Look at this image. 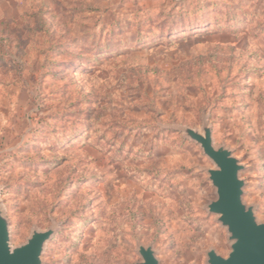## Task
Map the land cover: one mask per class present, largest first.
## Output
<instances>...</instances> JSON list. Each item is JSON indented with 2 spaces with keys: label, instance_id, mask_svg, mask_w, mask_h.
<instances>
[{
  "label": "rangeland",
  "instance_id": "rangeland-1",
  "mask_svg": "<svg viewBox=\"0 0 264 264\" xmlns=\"http://www.w3.org/2000/svg\"><path fill=\"white\" fill-rule=\"evenodd\" d=\"M264 223V0H0V210L43 264H207L215 165Z\"/></svg>",
  "mask_w": 264,
  "mask_h": 264
},
{
  "label": "water",
  "instance_id": "water-1",
  "mask_svg": "<svg viewBox=\"0 0 264 264\" xmlns=\"http://www.w3.org/2000/svg\"><path fill=\"white\" fill-rule=\"evenodd\" d=\"M186 136L200 145L204 154L215 165L209 169V179L216 189L217 199L208 211L218 216L231 242L227 257L214 250L208 253L207 264H264V223L256 218L255 211L243 202L244 182L240 179L243 167L233 153L213 143L212 130L203 128V133L185 128ZM54 231H34L27 243L13 248L9 222L0 210V264H43L45 246ZM142 262L137 264H160L152 247L140 246Z\"/></svg>",
  "mask_w": 264,
  "mask_h": 264
}]
</instances>
